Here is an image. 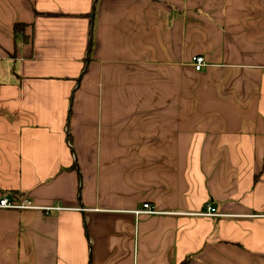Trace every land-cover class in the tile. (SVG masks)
I'll list each match as a JSON object with an SVG mask.
<instances>
[{
    "label": "crops",
    "instance_id": "0c3cea01",
    "mask_svg": "<svg viewBox=\"0 0 264 264\" xmlns=\"http://www.w3.org/2000/svg\"><path fill=\"white\" fill-rule=\"evenodd\" d=\"M2 198L0 264H264V0H0Z\"/></svg>",
    "mask_w": 264,
    "mask_h": 264
},
{
    "label": "built area",
    "instance_id": "2783aa9c",
    "mask_svg": "<svg viewBox=\"0 0 264 264\" xmlns=\"http://www.w3.org/2000/svg\"><path fill=\"white\" fill-rule=\"evenodd\" d=\"M194 69L198 72L201 71L204 67V59L203 57H194L193 58ZM0 209H34L31 202L29 201H22V202H12L6 198L0 199ZM143 211L138 213H145V214H155L156 212L151 208V206L147 203L142 205ZM203 217H212V216H219L216 214L215 209L211 206V204H207L205 209L202 213L199 214Z\"/></svg>",
    "mask_w": 264,
    "mask_h": 264
},
{
    "label": "trees",
    "instance_id": "16d2710c",
    "mask_svg": "<svg viewBox=\"0 0 264 264\" xmlns=\"http://www.w3.org/2000/svg\"><path fill=\"white\" fill-rule=\"evenodd\" d=\"M94 5H93V7H92V10L94 11ZM25 28H26V25H23V24H15L14 26H13V32H14V34L15 35H18V36H20V38L22 39V40H28V37H27V35L25 34ZM85 63H86V59H85ZM67 142H68V144L70 145V137H69V135H67Z\"/></svg>",
    "mask_w": 264,
    "mask_h": 264
}]
</instances>
